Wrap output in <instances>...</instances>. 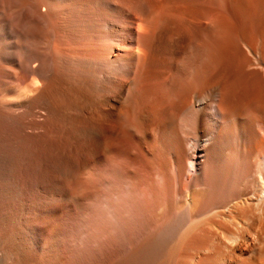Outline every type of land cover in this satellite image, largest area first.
<instances>
[{"label": "bare ground", "instance_id": "bare-ground-1", "mask_svg": "<svg viewBox=\"0 0 264 264\" xmlns=\"http://www.w3.org/2000/svg\"><path fill=\"white\" fill-rule=\"evenodd\" d=\"M34 1L10 9L52 38L1 91L0 264H264V0H124L103 25Z\"/></svg>", "mask_w": 264, "mask_h": 264}, {"label": "rangeland", "instance_id": "rangeland-1", "mask_svg": "<svg viewBox=\"0 0 264 264\" xmlns=\"http://www.w3.org/2000/svg\"><path fill=\"white\" fill-rule=\"evenodd\" d=\"M33 2L38 4V1L33 0ZM45 3L56 6L67 4L76 8L94 9L98 14H94L92 18L100 19V24L102 25L105 24L106 18L118 20H122L123 18V15L121 12H119V7L124 3V0H47ZM26 4L27 0H0V97L7 93L5 91H1L6 86V84L11 81L12 67L17 65L19 68L25 67V62L22 61V59L23 57L27 56L30 43H33L36 46V50L33 51V54L35 53V55H38V53H45V49L49 48L51 45V35L46 40L44 36L38 31L39 28L37 25L30 26L28 24V20L31 19L32 16L29 14H20L16 15L15 17L10 11L13 6H25ZM70 17L74 16L70 15ZM80 17L81 16H79L78 19L82 18ZM35 18L36 17L34 16L33 19ZM47 19H51L53 21L57 20L58 15L50 13L46 18L43 19V26L46 25ZM135 30L136 28L134 27V31ZM212 32L206 26H204L203 34L213 35ZM47 56L49 57H47L48 60L51 61L53 59L52 54ZM66 62L67 60L64 59H60L58 61V63L62 66H67L68 64ZM73 70L77 72L83 70L87 76L97 81H102L103 79L106 80V61L97 63L95 61L75 63L73 64ZM2 93L4 94L1 95ZM102 167L103 174L106 178V161L103 163ZM26 174L28 177L30 176L29 178H31L29 185L33 184L34 178L38 174L32 170H27ZM1 187L6 188L7 186L5 185ZM101 197L104 198L103 195L97 196L93 194L90 196V198ZM0 198L5 197L1 196L0 194ZM26 198H47V195L44 192V185L41 183V181L38 183V186L35 190H32L30 193H28Z\"/></svg>", "mask_w": 264, "mask_h": 264}]
</instances>
